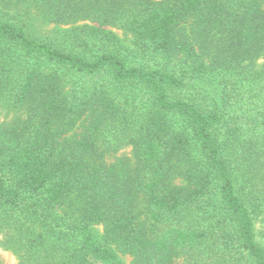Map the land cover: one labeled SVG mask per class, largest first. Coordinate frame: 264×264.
I'll return each mask as SVG.
<instances>
[{
	"label": "trees",
	"instance_id": "1",
	"mask_svg": "<svg viewBox=\"0 0 264 264\" xmlns=\"http://www.w3.org/2000/svg\"><path fill=\"white\" fill-rule=\"evenodd\" d=\"M0 248L264 264V0H0Z\"/></svg>",
	"mask_w": 264,
	"mask_h": 264
},
{
	"label": "rangeland",
	"instance_id": "2",
	"mask_svg": "<svg viewBox=\"0 0 264 264\" xmlns=\"http://www.w3.org/2000/svg\"><path fill=\"white\" fill-rule=\"evenodd\" d=\"M117 32L119 34H122L119 30H117ZM92 83H94V81H87L86 84L88 86H91ZM185 94H187L186 96H190L192 95V91H186ZM193 96V95H192ZM81 126L78 125L76 126L72 131H70L68 133V135H73L76 134L77 132H79ZM92 227L100 234L102 235L103 233V227L101 224H93ZM121 257L124 261L125 264H134L132 261V256H130L129 254H121ZM0 262L1 264H16V259L15 257L8 251L3 250L2 248H0Z\"/></svg>",
	"mask_w": 264,
	"mask_h": 264
}]
</instances>
